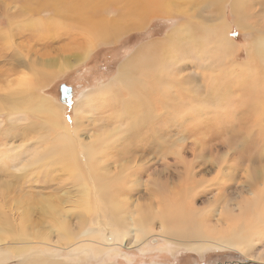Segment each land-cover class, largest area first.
Instances as JSON below:
<instances>
[{
	"label": "rangeland",
	"instance_id": "1",
	"mask_svg": "<svg viewBox=\"0 0 264 264\" xmlns=\"http://www.w3.org/2000/svg\"><path fill=\"white\" fill-rule=\"evenodd\" d=\"M263 2L227 0L222 8L226 24L222 32L228 49L226 57L219 59L211 46L213 41L223 42L216 35L207 36L215 22L213 2L193 0L186 7L192 15L188 23L195 36L193 49L184 54L160 53L161 60L148 58L149 67L134 74L143 84L142 98L130 101L126 90L112 84L119 66L143 47L167 46L169 35L185 17L151 15L141 28L113 34L115 28H109L113 23L117 27L121 1L90 4L82 11L84 17L110 20L100 40L87 37L85 28L70 16L55 15V0H0V103L7 101L9 85L31 77L34 71L42 82L32 96L49 99L59 111L55 124L30 112L12 124L10 112L0 109V221L9 223L10 235L8 240L0 232L4 238H0V264H246L245 260L264 264V228L261 235L253 236L249 248L210 245L201 252L178 243L181 238L177 243L166 241L160 232V224L167 226L161 215L170 213L174 202L185 209V227L198 223L212 240L233 235L237 220L246 217L242 204L254 195L264 207V54L256 47L264 41ZM233 5L239 7L238 13L233 12ZM50 19H58L61 28L54 31L53 25H39ZM214 59L219 63L211 65ZM108 83L118 88V95L95 108L93 121L88 115L80 118L75 131L74 108L80 95ZM61 85L71 88L68 105L60 101ZM22 105L18 111H28L26 103ZM60 131L71 138L81 162L85 160L83 144L101 142L97 141L101 136L111 143L96 167L112 181L115 200L123 203L117 211L120 208L130 224L145 215L143 207L154 214L147 224L150 235L141 248L130 247L134 227L126 248H103L102 237L117 232L94 187L88 194L90 210L86 213L70 199L79 190L78 182L62 166L49 162V171L46 166L28 164L31 155L43 152L42 146ZM84 171L90 175V169ZM154 192L157 195H151ZM48 198L61 208L55 215L73 230L69 243L63 241L64 247L56 248L42 244L40 237L16 256L8 245L14 247L18 242L13 239L22 232L46 231L50 243L60 242L52 221L39 211ZM24 206L29 209V223L23 225L20 208ZM79 214L84 216L83 228L77 222ZM254 230H260V225Z\"/></svg>",
	"mask_w": 264,
	"mask_h": 264
},
{
	"label": "bare ground",
	"instance_id": "2",
	"mask_svg": "<svg viewBox=\"0 0 264 264\" xmlns=\"http://www.w3.org/2000/svg\"><path fill=\"white\" fill-rule=\"evenodd\" d=\"M120 1L122 4H120L121 8H119V12H118L119 17L117 16L118 18H116L117 27H114V23L110 22L113 24L111 25V28H109V31L115 28L114 30H112L114 31L113 34H116L118 31L125 32L130 29L141 28L143 25L146 24L148 17H150L151 15H170V16L175 15L180 19L184 17L186 18V21L181 22L176 26V28L173 29V31L169 35L170 36L168 39L169 44L167 46L143 47L140 49V51L135 53V55L125 60L119 66V70L115 78H113L114 82L112 84L117 85L118 88L120 87L121 89L126 90L128 92V99L130 101L131 100L138 101L139 99L142 98L141 93H142L143 84L140 79L137 80L138 75H134V74L136 72H141V70L149 67V65L147 64L148 58H157L161 60L160 53L170 54L173 53L174 51H180L184 54L190 52L193 49L195 45V36L190 31L191 22L188 23L192 15H189L188 11L186 10V7L191 6V2L193 0H120ZM257 1L259 2V0ZM260 1L263 2L262 0ZM55 2L57 3V8L55 11L56 13H54L55 15L56 14L63 15L64 13L67 18H69L70 16L72 20L77 21L81 26L85 28L87 37L95 36L97 39L100 38V40L101 38L104 37L105 33L108 30L107 23L110 20L107 23L103 19L91 20L87 17H84L82 11L86 9V7L90 4L95 3L99 5L101 4L102 6V3H104L105 0H55ZM212 2L214 8L213 12H214L215 22L212 26L213 30L209 29L207 32V36L216 35L219 38V40L223 42V43H217L213 41L211 46L212 49L210 48L211 50H214L218 54V58L220 59L226 57V53H227L226 50L228 49V47H226L228 41L225 37V34H223L222 32L223 29L226 28V24L222 19V8L224 7L227 0H212ZM261 4H264V2L260 3V5ZM232 8L234 13L235 10H237L238 13L239 7H234L233 5ZM39 25L42 26L44 25L48 27H50V25H53L52 29L55 28V30L61 28V23L58 19H50ZM119 26H121V28H119ZM215 29H218L219 31ZM109 35H111V32ZM256 47L260 49L259 52L261 54H264V41L258 42L256 44ZM151 54L152 56H150ZM198 54L199 53L195 55ZM255 55L258 56V53L256 52ZM211 63H212L211 65H214L216 63H219V60L214 59V61L212 60ZM169 66H173V65L169 63ZM203 66L204 65L201 64L198 67L202 68ZM212 71L213 70H210V72ZM191 73L193 72H189V75ZM29 74L31 77L18 78L13 84L8 86L7 90L9 92V97L6 101L7 103L4 102L3 99L4 104L0 103V109L2 108L4 111L10 112L8 113V119L10 122H12V124L15 119L24 120L29 112L34 115L42 116L43 118L46 119L47 122L55 124L59 120L58 108L54 107L47 98L32 96L33 91L38 85L41 84L42 81L41 79H38L41 78V76L39 77V74L37 72L30 71ZM45 76H47L46 72H44L43 74V77ZM32 77L35 79L33 80ZM118 88L114 89L113 86L110 83H108L101 87L87 90L86 92L82 93L79 99L77 100L74 108V117L76 122L75 131L78 130L80 127L81 124L80 118H82L84 115H88L89 116L87 117L88 120L93 121L94 119L92 117L93 114L95 113L92 112L96 111L95 108L100 104H106V103L109 104L110 99L118 95ZM23 102H25L28 107V111H26L27 113L23 112V110L18 111L20 109L19 106H23L22 105ZM103 107L104 105L101 106V108ZM101 128L105 129L102 126ZM139 128L140 126L136 127L137 130ZM137 130H132V132H136ZM62 132L63 131L58 132L56 134L55 139L51 140V142L46 144L45 148H43L42 146L43 152L41 153L36 152L33 155H31V157L28 160V164L34 166L37 165L46 166L47 169L50 168L51 163L54 164L55 166H58L59 168L62 166V170L67 173V176L74 178L78 182L77 186L79 190L75 191L74 195H70V199H73L74 204H76L78 207L83 206L84 211L86 213L90 210L89 203H87L89 202L88 194L91 193V186L94 187V190L96 191L95 193L99 195L101 200V203L99 204H103L108 208V212H109L108 215L112 216L115 224V229L117 232L116 235L112 234L109 236V234L108 235L106 234L102 237L101 241L103 242L102 243L103 248L109 251L115 245H119L123 248H126L125 245V242L127 241L126 238L131 233L132 227H134L135 229V235H133L134 238L132 240V243L130 244V247L133 246L134 248L137 249L141 248L142 244L146 241L148 235H150V230L147 224H148V220L152 219L154 214H151L152 212L150 210H146V208L143 207L141 208V212H143L142 214L145 215H141L135 220H132V224H130L126 222V219L128 218H125V216L121 215L120 211L122 210L119 208V210L117 211L118 207H121V204L123 203L121 201L118 202L117 201L118 199L115 200L114 198L115 196H113V194L110 191L111 190L110 187H112L111 186L112 181H110L105 176L106 173L102 169H98L96 167V165L100 162V159L103 156V152L105 151V149L111 147V143L107 141V138L105 136H101L97 140L101 142L96 143L95 141L90 144H83V152H84L83 155L85 156V160L84 162H81L80 157L78 155V151L76 150L75 145L71 142V138L68 136L66 132L64 133ZM136 133L138 134L139 131H137ZM115 141H118V139L115 138L114 142ZM114 147H119V145H115ZM81 165L85 167L87 172H90L89 169L91 170L90 175L86 174V172L84 171L85 169L84 168L82 169ZM49 171H51V168L49 169ZM63 171L61 173H63ZM89 180L90 181L93 180L92 181L93 185H91ZM155 188L156 186L153 185V189ZM157 193L154 192L151 195H155V194L157 195ZM187 193L188 192L186 191L185 194ZM142 198L143 197H141V199ZM261 202H262L261 198H259L257 195L256 196L254 195L253 198L248 200L246 204H242L241 208L243 212L245 211L246 217L244 216L245 218H239V220H237L236 227L234 229V232L232 233L233 235L230 237H228L229 235H221L218 236L217 238H214V240L208 238L206 234L202 233L201 229L197 226L198 223H196L195 227H192L193 224L188 228L185 227V223L187 220V216L183 213L185 209L181 205H179L178 202L176 204L175 202L174 204L170 203L171 204L170 209L168 206L170 213L167 212L161 215L163 218H166L165 222L167 223V226L165 227L164 224H160V232L162 231V237L164 238V240L177 243V241H179L177 239L181 238L178 243L185 245L186 247L192 250H198V252H201L205 247L210 245H217L218 247L221 248H233L236 247V245L238 244V247L246 246L247 248H249L250 243L253 242V236L261 235L262 234L261 229L264 228V215L262 214V212L264 211V207ZM42 205L43 206L40 205L41 208L39 211L46 218L52 221V225L56 230V233L59 234V238L61 239L60 242L50 243L49 242L50 239L46 231L45 234H40L38 231H35L33 234L26 233V235H23L22 232L20 236H18V238L13 239V241L16 240L18 242L15 243L16 245L14 247H11L10 244L8 245L13 250V253L16 256L21 255L25 249H29V246H31L34 239H39L40 237L42 238L40 241L42 244L56 248H63L64 246L61 243L63 241L64 242L66 241L65 244L69 243L70 241L69 238L73 234V230L67 228L65 219H59V217L56 216L61 209L60 206L58 207L57 204H55V201L52 200V198H48V200L43 201ZM26 206L28 207V205ZM22 207L20 208L22 209L20 215L23 218V220H21V223L24 225V223L26 222L29 223V221L27 220V218H29V216H27V211H29V209H27L25 206H24L25 208ZM177 210H181V211L179 213H176ZM155 216L159 217L158 215ZM76 218H77V222H79L80 227L81 228L85 227L86 224H85L84 216L79 214ZM0 224L2 225V226L0 225V232L3 231L5 237H7V239L9 240V236H10L9 231L6 230L9 228L8 227L9 223L7 224V221L3 220L0 221ZM258 225H260V230L251 231L255 229ZM25 226H22L23 231L25 230L24 229ZM74 237L75 236H72L71 240ZM1 239L4 240L3 237ZM191 239H195V240L193 241ZM69 246L72 245L69 244Z\"/></svg>",
	"mask_w": 264,
	"mask_h": 264
},
{
	"label": "water",
	"instance_id": "3",
	"mask_svg": "<svg viewBox=\"0 0 264 264\" xmlns=\"http://www.w3.org/2000/svg\"><path fill=\"white\" fill-rule=\"evenodd\" d=\"M60 91V101L64 104V105H68L70 104L69 98L71 96V88L66 86V85H61L59 88ZM245 263H250V264H258L255 262H251V261H247L245 260Z\"/></svg>",
	"mask_w": 264,
	"mask_h": 264
}]
</instances>
